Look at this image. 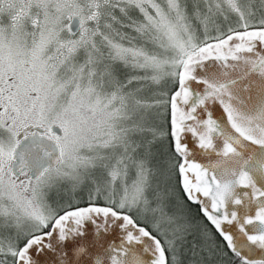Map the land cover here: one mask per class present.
I'll use <instances>...</instances> for the list:
<instances>
[{
    "label": "snow or ice",
    "instance_id": "1",
    "mask_svg": "<svg viewBox=\"0 0 264 264\" xmlns=\"http://www.w3.org/2000/svg\"><path fill=\"white\" fill-rule=\"evenodd\" d=\"M0 264H264V0H0Z\"/></svg>",
    "mask_w": 264,
    "mask_h": 264
}]
</instances>
